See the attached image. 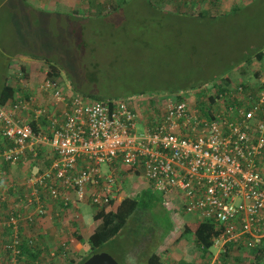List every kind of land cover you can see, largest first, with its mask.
Instances as JSON below:
<instances>
[{
	"label": "built area",
	"instance_id": "2783aa9c",
	"mask_svg": "<svg viewBox=\"0 0 264 264\" xmlns=\"http://www.w3.org/2000/svg\"><path fill=\"white\" fill-rule=\"evenodd\" d=\"M49 72L46 67L36 90L47 104H37L34 93L11 108L0 106L8 142L0 147L2 180L7 164L43 149L51 158L47 169L25 179L20 208L8 204L0 213V225L12 227V241L3 246L10 264H20L22 228L51 208L72 210L78 221L83 204L98 210L117 205L130 195L123 190L130 180L178 201L195 221L215 224L220 251L243 241L250 249L264 245V75L248 89L242 81H220L209 92L148 105L144 114L129 99L92 100L66 89ZM16 74L25 84L21 69ZM0 202H9L4 189Z\"/></svg>",
	"mask_w": 264,
	"mask_h": 264
},
{
	"label": "rangeland",
	"instance_id": "374dc122",
	"mask_svg": "<svg viewBox=\"0 0 264 264\" xmlns=\"http://www.w3.org/2000/svg\"><path fill=\"white\" fill-rule=\"evenodd\" d=\"M115 1L121 0H0V46L8 58L6 66L0 56V82L14 63L17 69L28 62L46 68L53 60L61 70L66 89L70 86L92 100L77 88L91 94L129 99L138 111L143 106L145 114L148 105L160 108L177 94L209 92L220 81L228 85L243 80L255 82V71H264V58L260 61L255 57L256 53L264 52V0H154L155 10L146 0H125L113 12ZM11 79L12 76L8 80L12 82ZM36 94L39 95L38 91ZM39 99L48 103L42 95ZM139 128L142 130L141 125ZM42 165L46 166L44 169L49 167L46 161ZM33 174L36 173L28 170L23 180H16V186H23ZM3 182L12 209L15 201L12 181ZM132 182L124 185V196L131 192ZM148 188L151 203L133 234H154L153 249L162 255L170 247L178 251L190 248L194 236L184 234L180 226L186 220L195 221L194 217L183 212L181 203L164 197L148 184L142 183L139 190ZM85 207L81 205L78 211L83 213ZM97 211L90 206L89 212ZM48 215L49 219L44 221L48 227L55 228L51 223L56 224L57 233L47 235L40 221L20 231L21 239L34 236L48 246L47 253L42 255L43 250L31 264H75L91 252L88 242L81 243L74 237L83 227L79 225L81 222L77 224L72 210ZM121 236L119 242L125 246L134 239L132 233L123 232ZM11 241L12 227L0 225L4 264L7 252L3 246ZM117 250L111 245L103 248L120 264H126ZM27 257H22L21 264H27Z\"/></svg>",
	"mask_w": 264,
	"mask_h": 264
},
{
	"label": "trees",
	"instance_id": "16d2710c",
	"mask_svg": "<svg viewBox=\"0 0 264 264\" xmlns=\"http://www.w3.org/2000/svg\"><path fill=\"white\" fill-rule=\"evenodd\" d=\"M120 2L125 3L126 1L121 0L118 2H113V12L120 9ZM146 3L151 9L155 10L157 8L154 0H146ZM255 57H257L260 61H263L264 52L260 51L256 53ZM49 68V78H51L52 80H57L62 84L63 77L61 75L62 73L59 67L55 64H50ZM21 71L24 73L25 84L20 82V80L17 78V74L16 77L12 76V82L8 80L9 76H5L4 80L1 78L0 106L8 108V105L12 106V103L17 102L20 99H31L32 95L36 93V90L34 91V89L31 88V84H29V82L33 80L34 75H40L41 68L37 65L22 66ZM255 75L257 76V79L255 80V82H253L256 84L257 81L264 75V71L261 72L260 70H256ZM253 82L243 80L241 84L243 85L244 89H248ZM77 89L83 94H89V96L94 98V100H105L104 97H107L106 99L116 98L113 97L112 94H107L108 96H106V94H91V92L81 91L79 87ZM177 97L181 98V95L177 94ZM210 100L211 102H214L212 99ZM7 144L8 142L4 137L0 138V147H4ZM4 185L5 182H3L2 178L0 177V189ZM139 187V184L135 185L132 188L130 195L124 197L117 205L111 203L98 210L94 214L90 224L86 227L85 232L74 234L76 240L81 243L88 242L91 247V252L82 258L80 257L78 262H76L75 264H82L91 255L103 252V248L107 245H111L116 250L118 249L116 251L118 253V256L120 258H125L126 264H164L161 256L153 249L155 246L152 240L154 239V234L148 232H146L145 235L144 233L139 234L138 232H135L133 234L136 227H140V225L142 224L143 219L146 216L145 214L147 213L145 209L149 208L151 203L150 199H152V196H150L149 194V188L143 189L140 192ZM180 227L183 230L184 234H192L194 236V240L196 241L198 246L203 249V251L209 252L214 246V239L218 234L215 224L204 221H187L182 222V225ZM123 232L132 233V235L134 236L133 241L128 244L129 246L121 245L119 242V240H121V235ZM31 238L33 237L28 238L24 236L20 241L19 248L21 249V255L18 256L20 264L22 263V257L25 255H28L26 263L31 264L33 261L35 262L38 259L43 250H45V252L42 253V255L47 253L48 246L40 242L39 239H34V242L30 244L29 240ZM239 245H241V243L228 247H239ZM253 250L256 251V254H264V245L259 246V248H255ZM10 259L11 254L7 252L6 264H10Z\"/></svg>",
	"mask_w": 264,
	"mask_h": 264
},
{
	"label": "crops",
	"instance_id": "0c3cea01",
	"mask_svg": "<svg viewBox=\"0 0 264 264\" xmlns=\"http://www.w3.org/2000/svg\"><path fill=\"white\" fill-rule=\"evenodd\" d=\"M0 53H2L1 52V46H0ZM0 56H1V60L3 58L2 61H4V63L7 66V64H8L7 59L8 58H7L6 52L4 51V54L2 53V54H0ZM50 61H51V63L57 65V63L55 61H53V60H50ZM30 63L31 62H28V65ZM12 65H14L13 69L11 70L10 73H7V75H5L6 73L4 74V77L2 78L3 80H4L5 76H9V78H10V76H15L12 74H16V71H17L16 63H14ZM28 65H26V66H28ZM31 65L35 66V64H33V63H31L30 66ZM15 67H16V69H15ZM40 68H41V70H44V71H41L40 75H38V74L34 75L33 81L38 80V79L40 81V79L42 80L44 78L45 68H42V67H40ZM38 76H40V77H38ZM39 81L37 83H34V82H32V84L30 83L31 88L34 87L33 88L34 91L39 90L38 86H37ZM41 95H42L41 93L39 95H37L38 96L37 97V104H42V102L39 99V96H41ZM44 97L46 98V96H44ZM8 108H11V106L8 105ZM2 137H3V135L1 132V128H0V138H2ZM44 150L45 149L40 151L41 154L38 157H33L32 155H29L30 161H27V160H29V159H27L25 162L23 161L19 164H7L6 165L5 175H4L3 180H10V181L12 180V184H11L12 185V197H13V195L15 197V201H14L15 203L13 202V204H12L14 206L13 208L17 209L19 206H21L19 203L21 202V198L23 197V194L25 193V189L21 184H19V188L16 186V184H15L16 180L18 182L23 180L25 178V174H28V170H30L31 172L33 171L34 173L44 171L45 170L44 168L46 166H43L42 164L45 161L48 165H49V163H51V158L48 157L47 153L42 154L44 152ZM35 162H37V163L35 164ZM40 162H42V164L38 166V163H40ZM1 190H3V188H1L0 191ZM0 206H1L0 207V213L2 214L3 208H7L8 203L0 202ZM85 206L86 207H85L83 213H81V219L76 221L77 224L81 222V224H79V225H82V227H83V229L80 233L85 232L86 227L89 225L88 224L89 223L88 217L90 215H92L91 217L94 216V213L89 212L90 206L86 205V204H85ZM50 212L51 213L55 212V209L51 208ZM50 212H49V214H51ZM48 217H49V215L41 218V220H40V222L44 225V228L47 231V235H49L53 231H56V233H57L58 228H56V224L51 223V225L55 226V228H54L52 226L48 227V225L45 223L46 221H44V220L49 219ZM187 221H190V220H186V222ZM84 225H85V227H84ZM191 242L193 243V245L191 244L190 248H186V250H184V251H178L176 249L174 250L172 247H170V248L164 250L165 253L163 255L159 253L163 263L164 264H264V254L263 253H260V255L256 254L255 250L250 249L246 246V241H243L241 243V245H239V247H227V250H222V251H220L218 248L213 246L217 250L215 251L212 247L209 252L203 251V249L198 246V244L196 243L195 240L192 239ZM2 253L0 254V256H1L0 258H2V256H3ZM0 264H4V258H2V260H0Z\"/></svg>",
	"mask_w": 264,
	"mask_h": 264
},
{
	"label": "water",
	"instance_id": "95a60500",
	"mask_svg": "<svg viewBox=\"0 0 264 264\" xmlns=\"http://www.w3.org/2000/svg\"><path fill=\"white\" fill-rule=\"evenodd\" d=\"M82 264H120V263L110 254L105 252H100L91 255Z\"/></svg>",
	"mask_w": 264,
	"mask_h": 264
}]
</instances>
